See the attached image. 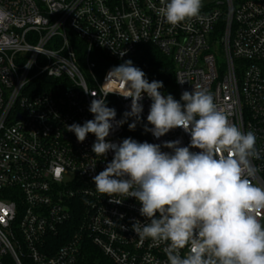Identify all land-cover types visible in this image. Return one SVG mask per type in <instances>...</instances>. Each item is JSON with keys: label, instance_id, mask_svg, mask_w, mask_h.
Masks as SVG:
<instances>
[{"label": "built area", "instance_id": "1", "mask_svg": "<svg viewBox=\"0 0 264 264\" xmlns=\"http://www.w3.org/2000/svg\"><path fill=\"white\" fill-rule=\"evenodd\" d=\"M160 7L161 0H0L9 14L0 26V264H78L87 243L114 264L167 262L163 243L132 230L146 222L139 202L117 195L111 199L122 202L113 203L95 190L93 176L114 154L96 157L93 134L81 143L68 131L94 118V98L122 87L106 83L113 67L100 66L98 52L123 63L149 44L171 57L175 99L206 89L230 123L255 133L252 180L264 186V0H213L199 19L175 27ZM141 103L142 123L129 130V118L107 140L189 144L179 128L159 139L145 132L151 100L145 94ZM106 104L118 121L131 98L110 93ZM259 219L264 224V213Z\"/></svg>", "mask_w": 264, "mask_h": 264}, {"label": "clouds", "instance_id": "2", "mask_svg": "<svg viewBox=\"0 0 264 264\" xmlns=\"http://www.w3.org/2000/svg\"><path fill=\"white\" fill-rule=\"evenodd\" d=\"M201 8L202 0H161L159 11L175 27L199 19ZM8 20L9 14L0 9V26ZM110 80L122 87L91 101L94 118L68 125L78 142L89 134L95 136L96 157L114 154L105 169L93 176L95 190L113 203L122 202L111 199L117 195L139 202L146 222L136 220L132 230L141 240L163 243L166 264H264V224L259 219L264 213V186L252 180L258 171L252 161L260 158L255 133L230 123L206 89L194 86L179 100L162 94L163 82H149L131 60L113 67L106 83ZM110 93L131 98L130 111L118 121L116 110L106 104ZM145 94L151 105L144 131L159 139L182 129L190 136L187 146L180 139L163 144L131 137L119 143L106 139L129 118V130L142 123Z\"/></svg>", "mask_w": 264, "mask_h": 264}, {"label": "trees", "instance_id": "3", "mask_svg": "<svg viewBox=\"0 0 264 264\" xmlns=\"http://www.w3.org/2000/svg\"><path fill=\"white\" fill-rule=\"evenodd\" d=\"M95 59L100 66L115 67L117 63L104 54L98 52ZM131 60L134 66L139 67L146 74L149 82L153 80L162 81L164 87L160 89L165 95L171 94L175 98V65L171 57L163 54L157 47L149 44L141 45ZM78 264H114L95 245L87 243L82 251Z\"/></svg>", "mask_w": 264, "mask_h": 264}, {"label": "rangeland", "instance_id": "4", "mask_svg": "<svg viewBox=\"0 0 264 264\" xmlns=\"http://www.w3.org/2000/svg\"><path fill=\"white\" fill-rule=\"evenodd\" d=\"M213 0H202V5L203 4H208V3H210V2H212ZM221 59H222V57H220Z\"/></svg>", "mask_w": 264, "mask_h": 264}, {"label": "snow or ice", "instance_id": "5", "mask_svg": "<svg viewBox=\"0 0 264 264\" xmlns=\"http://www.w3.org/2000/svg\"><path fill=\"white\" fill-rule=\"evenodd\" d=\"M59 171H60V170H57V174H59Z\"/></svg>", "mask_w": 264, "mask_h": 264}]
</instances>
